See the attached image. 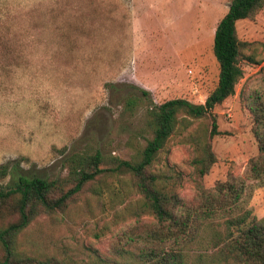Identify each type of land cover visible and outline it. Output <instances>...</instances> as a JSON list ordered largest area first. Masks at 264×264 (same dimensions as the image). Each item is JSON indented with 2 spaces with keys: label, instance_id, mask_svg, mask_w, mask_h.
I'll return each mask as SVG.
<instances>
[{
  "label": "rangeland",
  "instance_id": "rangeland-1",
  "mask_svg": "<svg viewBox=\"0 0 264 264\" xmlns=\"http://www.w3.org/2000/svg\"><path fill=\"white\" fill-rule=\"evenodd\" d=\"M229 2L0 0V164L17 161L20 174L52 179L65 174L61 162L72 153L130 159L150 137L148 109L172 99L202 104L213 90L218 68L212 36ZM235 30L239 41L251 45L238 62L242 77L234 94L210 116L177 123L150 167L159 186L189 203L191 161L211 117L219 134L209 141L215 162L201 179L204 189L229 174L242 176L256 154L238 94L264 74V6L252 19L236 22ZM94 185L98 195L86 190L63 214L30 223L16 238L17 251L41 261L107 264L124 263L120 249H147L122 238L133 225L151 221L139 210L133 180L121 175ZM243 201L251 216L264 217V184L248 188ZM222 233L221 220L204 225L184 250L185 264H212Z\"/></svg>",
  "mask_w": 264,
  "mask_h": 264
},
{
  "label": "trees",
  "instance_id": "trees-1",
  "mask_svg": "<svg viewBox=\"0 0 264 264\" xmlns=\"http://www.w3.org/2000/svg\"><path fill=\"white\" fill-rule=\"evenodd\" d=\"M264 6V0H230L225 14L217 22L211 51L217 64V81L202 104L172 99L146 111L150 137L128 160L93 153H72L61 162L65 174L52 179L20 174L19 163L0 164V264H63L54 259L37 260L16 249V238L39 216L63 214L87 190L94 195L107 179L127 175L140 196L139 210L151 218L141 228L133 225L122 234L127 245L138 241L147 249H120L117 256L124 263L107 264H185L184 250L200 235L204 225L221 220L222 238L215 245L212 264H264V217L256 219L245 208L243 198L251 186L264 184V74L246 82L238 99L246 109L256 154L250 157L242 176L227 175L223 182L204 189L202 177L215 162L210 139L218 135L211 117L210 130L200 143L193 167V202L180 198L172 188L159 186L150 167L166 141L176 131L177 123L188 124L210 116L212 109L234 94L242 77L238 62L251 43L237 39L235 24L252 19ZM251 60L249 57H244ZM244 60V59H243ZM142 94L146 95L144 91ZM127 106L131 102L127 100ZM95 264H106L99 261Z\"/></svg>",
  "mask_w": 264,
  "mask_h": 264
}]
</instances>
